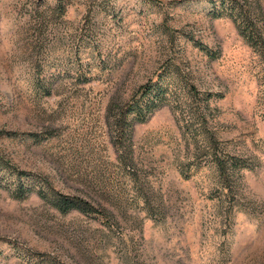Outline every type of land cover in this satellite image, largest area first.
I'll return each instance as SVG.
<instances>
[{
	"label": "rangeland",
	"instance_id": "374dc122",
	"mask_svg": "<svg viewBox=\"0 0 264 264\" xmlns=\"http://www.w3.org/2000/svg\"><path fill=\"white\" fill-rule=\"evenodd\" d=\"M235 1L264 40V0ZM218 10L0 0V166L106 211L14 199L0 173V264H264V49ZM159 76L127 140L116 113ZM226 155L243 163L222 174Z\"/></svg>",
	"mask_w": 264,
	"mask_h": 264
},
{
	"label": "trees",
	"instance_id": "16d2710c",
	"mask_svg": "<svg viewBox=\"0 0 264 264\" xmlns=\"http://www.w3.org/2000/svg\"><path fill=\"white\" fill-rule=\"evenodd\" d=\"M220 10L214 17L226 16L236 24V28L244 41L254 49H264L263 30L253 20V12L249 8L238 5L235 0H218ZM168 88L163 86L161 76L156 81L141 86L137 94L115 116L117 133L127 140L135 124H143L166 101ZM212 136L205 137L207 143H212ZM243 162L234 156H224L216 159V167L220 173H225L226 167L238 168ZM242 167V166H241ZM244 167H246L244 165ZM6 173L11 179L10 191L14 199L24 200L35 194L45 205L61 215L77 212L85 216H105L104 209L97 208L89 201L76 196L63 195L54 190L47 182L38 176L19 172L9 166H0V173ZM8 186V187H9Z\"/></svg>",
	"mask_w": 264,
	"mask_h": 264
}]
</instances>
